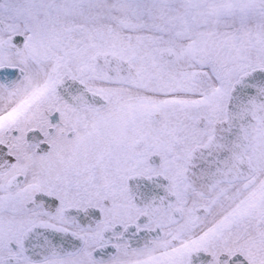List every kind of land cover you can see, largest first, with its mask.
Returning <instances> with one entry per match:
<instances>
[{
    "label": "snow or ice",
    "instance_id": "snow-or-ice-1",
    "mask_svg": "<svg viewBox=\"0 0 264 264\" xmlns=\"http://www.w3.org/2000/svg\"><path fill=\"white\" fill-rule=\"evenodd\" d=\"M0 264H264V0H0Z\"/></svg>",
    "mask_w": 264,
    "mask_h": 264
}]
</instances>
